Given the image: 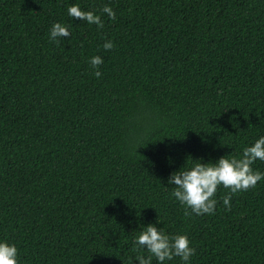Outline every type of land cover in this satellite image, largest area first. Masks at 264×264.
<instances>
[{"label":"trees","instance_id":"trees-1","mask_svg":"<svg viewBox=\"0 0 264 264\" xmlns=\"http://www.w3.org/2000/svg\"><path fill=\"white\" fill-rule=\"evenodd\" d=\"M54 23L70 37L52 41ZM261 136L264 0H0V242L18 264H138L149 224L187 236V264H264V178L230 211L218 186L200 216L168 184Z\"/></svg>","mask_w":264,"mask_h":264},{"label":"clouds","instance_id":"clouds-1","mask_svg":"<svg viewBox=\"0 0 264 264\" xmlns=\"http://www.w3.org/2000/svg\"><path fill=\"white\" fill-rule=\"evenodd\" d=\"M100 11L109 19L115 20L116 14L111 7L104 6ZM68 15L98 28L104 26L100 15L93 11H83L79 5L68 7ZM70 35L67 25L54 23L51 26L50 39L54 42L58 43L60 38ZM103 48L106 51L111 50L114 44L108 40ZM103 63L100 56H93L89 60L93 69H98ZM95 75L99 78L101 72L97 70ZM256 160L264 161V136L257 139L252 146L245 147L240 159L222 157L215 164L195 161L190 169L172 173L168 179V184L174 185L172 196L184 206L185 216L212 215L217 204L214 199L217 188L223 186L230 190L223 198L225 210L230 211L232 194L247 191L264 178V173L254 171L251 167ZM133 243L136 246L134 250L142 248L150 254L147 258L138 255L135 258L138 264H151L153 257L159 264L166 260L171 261L174 257H179L187 264L195 253L186 235H168L151 224L138 233ZM0 264H18L17 248L14 244L0 242Z\"/></svg>","mask_w":264,"mask_h":264}]
</instances>
